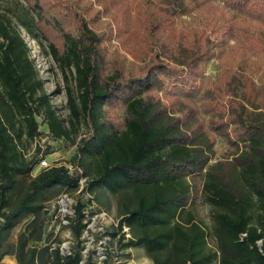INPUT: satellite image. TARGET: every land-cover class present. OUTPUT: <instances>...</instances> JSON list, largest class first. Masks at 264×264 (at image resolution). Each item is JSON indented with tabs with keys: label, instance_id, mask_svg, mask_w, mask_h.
I'll list each match as a JSON object with an SVG mask.
<instances>
[{
	"label": "trees",
	"instance_id": "1",
	"mask_svg": "<svg viewBox=\"0 0 264 264\" xmlns=\"http://www.w3.org/2000/svg\"><path fill=\"white\" fill-rule=\"evenodd\" d=\"M21 29L59 67L66 119ZM37 117L75 145L82 174L59 162L34 171L39 148L22 146L40 135ZM218 139L229 152L211 161ZM81 176L99 205L115 198L110 233H129L118 248L141 247L151 264H264V0H0V261L79 263L80 248L62 256L35 241L44 203ZM199 200L209 232L190 208Z\"/></svg>",
	"mask_w": 264,
	"mask_h": 264
},
{
	"label": "built area",
	"instance_id": "2",
	"mask_svg": "<svg viewBox=\"0 0 264 264\" xmlns=\"http://www.w3.org/2000/svg\"><path fill=\"white\" fill-rule=\"evenodd\" d=\"M56 139L52 138L50 133L46 131L44 136H38L33 141L36 148H39L37 154V163L34 171L48 168L52 165L47 159V147L50 142H55ZM34 154V153H33ZM25 155L32 156L30 152ZM67 169L70 175L82 174L81 167L75 163L61 162ZM86 178L80 177L78 180V188L75 192H62L55 198L48 200L44 203L42 208L43 215V245L48 246L49 250L57 248L60 255L66 256L71 254V223L76 216V208L78 201L82 202L81 212L83 214L84 227L82 229L81 237L85 238L83 248H80L81 260L78 264H84L86 258L92 256L94 264H134L131 251L132 248H118L116 239L119 233H123L125 238L129 237L128 227L123 225L120 232L113 237L111 230L108 228L112 226L116 231L118 219L115 212L100 207L87 189H84ZM31 219V216L26 218L22 225ZM3 220L0 215V222ZM51 235L52 238H58L56 243L46 242L47 236ZM245 233L242 234L244 236ZM257 245H261V239L257 240ZM56 244V245H55ZM94 247H97L96 249ZM129 254V256L127 255ZM35 264H38L37 259ZM46 264H51L49 260Z\"/></svg>",
	"mask_w": 264,
	"mask_h": 264
},
{
	"label": "rangeland",
	"instance_id": "3",
	"mask_svg": "<svg viewBox=\"0 0 264 264\" xmlns=\"http://www.w3.org/2000/svg\"><path fill=\"white\" fill-rule=\"evenodd\" d=\"M180 20L182 22H186L189 20V17L186 15L181 16ZM21 32L23 33V36L25 38V41L27 42V45L30 50V58L34 62V66L38 71V74L40 78L43 80L44 90L49 94L50 101L55 107L56 113L63 119H66L68 117V108L66 104V95L64 91V80L62 77V73L57 66V64L54 62V60L51 58L49 54L44 53L41 46L29 37L22 29ZM205 68V74L209 76L212 80L215 79L217 73H218V59L217 57H214L207 61L204 64ZM38 120V128L40 130L39 136H44V133L48 131L47 125L42 121L41 117H37ZM22 149L25 151V153L30 152L31 155L35 153V145L33 144V141L26 140L23 142ZM214 156L211 161H214L220 157L226 156L229 152L227 144H225L221 139H218L215 146H214ZM48 155L47 159L52 164L55 162H68L72 160V156L75 152V145H73L69 140L60 139L55 142H50L47 147ZM53 153V154H52ZM51 154V155H50ZM102 201L105 205H99L100 207H107V209L111 212H115V198L112 196H109L105 193V195L102 197ZM105 206V207H104ZM192 211L194 212L196 218L198 221H200L208 230L210 227V216H209V206L203 202V201H197L194 204L190 206ZM22 228V226H17L12 233L11 241L15 242L16 237L15 235L19 232V230ZM111 231H114L115 229L111 227L108 228ZM56 243L58 241V238H52L51 235L47 236L46 242ZM35 243L39 245H43V241H35ZM85 244V238H80L79 241H77L76 238L72 236L71 238V250L75 248H83ZM208 244L209 246H214V238L212 235H208ZM56 245V244H55ZM95 249L97 247H94ZM48 252H50L48 248ZM129 256V254H127ZM132 258L134 259V264H151V261L139 251V247H135L131 251ZM49 257L47 253H44L42 255V262H39V264H46ZM84 264H94V261L92 260V256H89L86 258Z\"/></svg>",
	"mask_w": 264,
	"mask_h": 264
},
{
	"label": "crops",
	"instance_id": "4",
	"mask_svg": "<svg viewBox=\"0 0 264 264\" xmlns=\"http://www.w3.org/2000/svg\"><path fill=\"white\" fill-rule=\"evenodd\" d=\"M53 154V153H52ZM51 155V154H50ZM34 174V173H33ZM15 237L17 238V234L15 235ZM133 249V248H132ZM139 251H141V253H143V249L141 247H139ZM0 264H16V259L14 255H6L1 261Z\"/></svg>",
	"mask_w": 264,
	"mask_h": 264
}]
</instances>
